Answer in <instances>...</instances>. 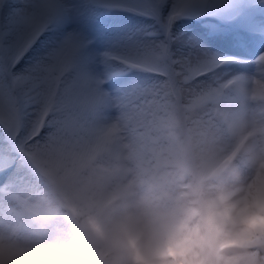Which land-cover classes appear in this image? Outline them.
Returning <instances> with one entry per match:
<instances>
[{
	"label": "rangeland",
	"instance_id": "374dc122",
	"mask_svg": "<svg viewBox=\"0 0 264 264\" xmlns=\"http://www.w3.org/2000/svg\"><path fill=\"white\" fill-rule=\"evenodd\" d=\"M98 3L105 14L96 12ZM205 4L183 0L174 10L196 19L172 40L189 45L195 70L161 84L162 102L183 127L165 131L156 90L148 84L147 67L137 59V41L127 29L116 30L117 23L107 21V12L158 10L157 0H0L1 49L8 47L2 37L7 26L33 24L18 53L43 32L49 55L63 58L65 51L74 52V73L83 80L82 92L67 107L46 104L60 133L42 176L57 205L29 183L31 156L0 164V192L10 191L12 197L2 205L0 201V264L75 261V237L100 261L133 249L139 264H174L187 246V206L173 201L163 183H154L150 175L181 163L195 176L221 179L205 211L206 221L214 223L217 264H236L250 244L264 249V122L256 116L257 110L264 112V0ZM44 17L52 24L41 30ZM143 41L151 40L144 36ZM121 50L135 59V66L109 58ZM17 96L31 99L24 88ZM232 106L244 107L243 117L234 122L228 112ZM209 113L201 133H186L184 119ZM104 115L113 121L103 125ZM0 124L8 129L13 124L1 105ZM241 138L237 153L228 154ZM12 199L22 201L19 214L41 216L43 226L23 223L13 212ZM66 211L70 219L60 226V213Z\"/></svg>",
	"mask_w": 264,
	"mask_h": 264
},
{
	"label": "trees",
	"instance_id": "16d2710c",
	"mask_svg": "<svg viewBox=\"0 0 264 264\" xmlns=\"http://www.w3.org/2000/svg\"><path fill=\"white\" fill-rule=\"evenodd\" d=\"M180 2L183 0H160L159 20L154 10L149 14L107 12L108 24L110 20L115 21L119 26L116 30L127 29L128 35L133 36L137 41V57L143 65L153 69L148 70L147 81L156 90L160 103L161 127L165 131H179L183 127L162 102L164 91L161 84L172 83L177 73L186 76L194 68V65L190 63L189 45L183 42L172 43L178 33L196 22V19H185L176 12L170 14V11ZM205 2L203 7L209 6V0ZM102 8L95 6L96 12L105 14ZM32 31L33 25L23 22L7 26L3 34V39L8 42V47L3 53L9 70L7 71L0 49V105L12 115L13 124L9 129L0 124V164L8 163L15 156L19 157L22 154L31 156L29 183L46 199L57 205L55 194L42 176V171L51 162L50 148L55 141H58L60 131L50 121V111L44 115L41 112L46 102L54 103L60 109L67 107L71 99H77L76 97L82 92L83 80L74 73L77 66L74 52L65 51L63 58L49 55V47L43 35L36 37V42L34 43V40L30 44L31 46L34 43L31 48L29 49V46L23 54L28 49L29 51L12 63L20 42L26 40ZM144 36L151 41L149 43L143 41ZM31 50H35L36 54L30 56ZM67 59L71 61V64L61 71V65ZM20 88H24L31 96L29 101L19 100L17 90ZM184 102L181 103L183 108L188 103ZM208 115L210 113L193 115L184 119L186 133L189 135L192 129L201 133L205 128V119ZM150 176L155 180L154 183H163L166 193L173 201L187 206L185 208V220L189 228L187 246L184 247L183 254L173 263L217 264L218 242L212 244L211 239L214 223L206 221L205 211L210 210L213 191L220 186L221 179L213 174L200 176L196 182L192 171L182 163L175 166L173 170L153 173ZM251 188L252 185H249L247 188L249 192ZM0 197L2 205L4 198H12L11 192H0ZM13 203L16 204V206L13 205L15 208L13 212L23 223H27L28 226H43L41 216L19 214L22 201L13 200ZM60 216L59 225L64 226L66 220L70 219L69 213L61 212ZM238 224L234 223L233 226ZM248 232L251 236L253 235L250 230ZM72 245L78 256L77 260L65 264H139L133 249L123 252L115 260L106 262L90 255L83 247L80 237L72 239ZM260 262H264V249L260 244H250L249 247L243 248L236 258V264H260Z\"/></svg>",
	"mask_w": 264,
	"mask_h": 264
},
{
	"label": "bare ground",
	"instance_id": "6f19581e",
	"mask_svg": "<svg viewBox=\"0 0 264 264\" xmlns=\"http://www.w3.org/2000/svg\"><path fill=\"white\" fill-rule=\"evenodd\" d=\"M111 5H117V3H115V2H112V3H110ZM46 19H44L43 21H45ZM43 35V32L39 35V36H42ZM38 36V37H39ZM37 37V38H38ZM37 40V39H36ZM36 40L34 41V43L36 42ZM33 43V44H34ZM32 44V45H33ZM31 45V46H32ZM31 46L29 47V49L31 48ZM29 49L25 52V53H27L28 51H29ZM24 53V54H25ZM23 54V55H24ZM109 58H111V59H121L122 61H124L126 64H129V65H134L135 66V64H136V61H135V59L128 53V52H125V51H120V52H118V53H113L112 55H110L109 56ZM257 92V91H256ZM243 109H244V107H240V106H232V107H230L228 110V112H229V114H230V117H229V119H230V121L231 122H234V121H237L238 119H241V117H243V113L244 112H242L243 111ZM252 109V108H251ZM248 111V110H247ZM256 116L257 117H259V120L261 121L260 123H262V122H264V112L263 111H261V110H257L256 111ZM112 118H114V117H112V116H109V115H104L103 117H102V124L103 125H106V124H110L113 120H112ZM242 138L241 139H238V141L233 145V147L231 148V149H229V152H228V154H230V155H232L233 153H237V151L239 150V148L238 147H240L239 145H240V143L242 142ZM244 145V144H243ZM243 145H242V147H243ZM241 147V148H242ZM237 150V151H236ZM226 152V151H225ZM224 157V155H220V159H219V161H221V159ZM213 158V157H212ZM211 159V158H210ZM212 160V159H211Z\"/></svg>",
	"mask_w": 264,
	"mask_h": 264
}]
</instances>
